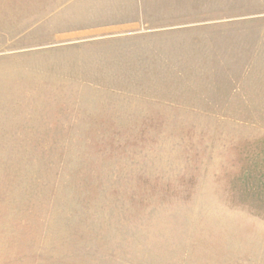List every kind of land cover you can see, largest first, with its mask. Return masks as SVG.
Masks as SVG:
<instances>
[{
  "label": "rangeland",
  "instance_id": "1",
  "mask_svg": "<svg viewBox=\"0 0 264 264\" xmlns=\"http://www.w3.org/2000/svg\"><path fill=\"white\" fill-rule=\"evenodd\" d=\"M0 30V264H264V0H2Z\"/></svg>",
  "mask_w": 264,
  "mask_h": 264
},
{
  "label": "crops",
  "instance_id": "2",
  "mask_svg": "<svg viewBox=\"0 0 264 264\" xmlns=\"http://www.w3.org/2000/svg\"><path fill=\"white\" fill-rule=\"evenodd\" d=\"M0 1H2V0H0ZM12 33L18 35V38H19V36H21L22 34H25L26 31H24V32H15V31H8V30H0V50L3 49L2 47L4 46V44H6L5 43V39H4L5 36L6 35H11ZM27 33H28V30H27ZM11 42L12 41H8L9 44H11Z\"/></svg>",
  "mask_w": 264,
  "mask_h": 264
}]
</instances>
